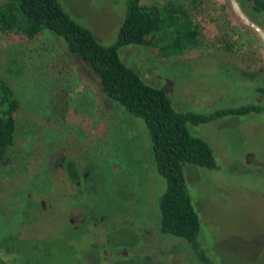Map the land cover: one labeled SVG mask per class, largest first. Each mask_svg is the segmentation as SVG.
<instances>
[{
	"label": "rangeland",
	"instance_id": "obj_1",
	"mask_svg": "<svg viewBox=\"0 0 264 264\" xmlns=\"http://www.w3.org/2000/svg\"><path fill=\"white\" fill-rule=\"evenodd\" d=\"M59 1L99 41L120 21V0ZM166 1L187 13L192 46L171 57L126 47L123 63L164 89L176 110L254 103L250 79L264 75V29L235 0L140 3ZM0 77L18 102L11 161L0 168V246L7 227L10 264H200L176 248L181 239L158 233L161 182L146 170L143 122L100 94L59 38L0 33ZM188 131L207 142L219 168L184 167L204 248L218 264H264V113ZM67 159L84 177L76 187L61 172Z\"/></svg>",
	"mask_w": 264,
	"mask_h": 264
},
{
	"label": "trees",
	"instance_id": "obj_2",
	"mask_svg": "<svg viewBox=\"0 0 264 264\" xmlns=\"http://www.w3.org/2000/svg\"><path fill=\"white\" fill-rule=\"evenodd\" d=\"M235 1L264 29V0ZM119 5L120 21L105 41L97 40L91 29L73 17L59 0H3L0 33L21 34L28 39L43 31L52 33L71 56L86 66L100 94L122 107L131 118L143 122L150 141V150L146 148L144 154L148 161L146 170L161 182V193L156 199L158 233L161 237L169 235L181 239L182 243L176 248L200 264H218L203 246L201 237L205 229L192 199L196 191L186 182L184 167L204 171L219 168L210 146L192 136L188 126L221 117L264 113V75L255 74L250 79L254 103L230 106L209 114L176 110L164 89L147 83L138 71L123 63L120 50L153 47L160 56L177 55L194 41L187 13L174 1L143 5L140 0H120ZM17 107L12 90L0 77V168L7 167L11 161L9 148L14 137ZM61 169L67 186L76 187L82 182L84 177L71 159L63 161ZM6 229L2 228L5 234L0 246V264H10L8 260L14 257L7 254L13 249L14 238Z\"/></svg>",
	"mask_w": 264,
	"mask_h": 264
},
{
	"label": "flooded vegetation",
	"instance_id": "obj_3",
	"mask_svg": "<svg viewBox=\"0 0 264 264\" xmlns=\"http://www.w3.org/2000/svg\"><path fill=\"white\" fill-rule=\"evenodd\" d=\"M239 5V4H238ZM239 7L242 9V11H243V8L239 5ZM244 12V11H243ZM246 14V13H245ZM248 16V15H247ZM249 17V16H248ZM250 18V17H249ZM254 22V21H253Z\"/></svg>",
	"mask_w": 264,
	"mask_h": 264
}]
</instances>
